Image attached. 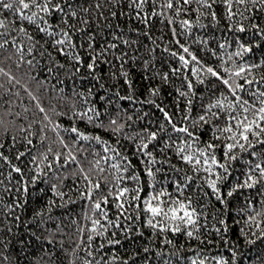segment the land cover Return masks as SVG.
Listing matches in <instances>:
<instances>
[{
	"label": "trees",
	"instance_id": "16d2710c",
	"mask_svg": "<svg viewBox=\"0 0 264 264\" xmlns=\"http://www.w3.org/2000/svg\"><path fill=\"white\" fill-rule=\"evenodd\" d=\"M167 2L147 0L137 9L139 0H53L63 12L23 11L24 16L37 12L35 22L0 6V264H264V181L237 187L246 179L248 162H258L250 153L264 154V144L246 153L237 148L232 155L238 158L226 161L223 145L231 142V133L217 131L229 123L240 131L230 115L253 119L251 111L239 108L237 96L261 107L264 3L232 0L229 18L223 0H215L212 9L196 0H178L169 9ZM184 20L190 27L183 26ZM62 32L71 40L58 45L66 39ZM241 68L245 71L236 76ZM237 84L243 89H235ZM217 101L224 107L208 112ZM159 108L192 135L174 132ZM206 112V122L200 121ZM73 127L89 139H77ZM151 132L157 139L145 150L152 154L148 157L139 146ZM210 142L217 145L214 154L227 164V173L215 166L211 175L203 166L195 171L178 154L182 144L192 145L183 153L189 155ZM152 159L156 162L149 164ZM97 160L103 172L94 167ZM148 167L154 178L147 175ZM216 173L226 177L217 184L221 200L207 183ZM85 174L101 185L91 199ZM117 176L123 177L119 187L130 189L123 215L108 195L118 190ZM153 187L170 194L165 201L191 198L197 226L178 233L147 226L144 200ZM137 188L140 199L132 201ZM102 196L109 201L101 203L106 218L94 207ZM94 220L100 221L96 231ZM189 230L192 237L186 235Z\"/></svg>",
	"mask_w": 264,
	"mask_h": 264
},
{
	"label": "snow or ice",
	"instance_id": "6c2138e0",
	"mask_svg": "<svg viewBox=\"0 0 264 264\" xmlns=\"http://www.w3.org/2000/svg\"><path fill=\"white\" fill-rule=\"evenodd\" d=\"M147 2V0H139V3H136V8L137 9H141L143 8L144 4ZM174 2H178V0H168L166 7L171 9L173 8ZM192 2V0H183L184 4H190ZM196 2L200 5H202V7L206 8V9H212L213 4L215 3V0H196ZM223 2L225 3V5L228 8V16L229 18L232 17L233 13L231 11L232 8V0H223ZM237 3H244V0H236ZM261 3H264V0H261ZM19 5L18 7L16 5ZM0 6H2L3 9L6 10H15V12L20 13L21 14V18L22 19H26L29 22H35L36 18H37V12H43L45 14L51 15L52 11H59V12H63L64 9L62 8L60 3H55L53 4V0H15V2H6V0H0ZM67 7H69V9L71 8L70 4L66 5ZM30 7H35L37 9V12H33L32 15L30 16H24L23 15V11L26 9H29ZM180 9H177V12H179ZM203 14V13H201ZM71 15L75 16L76 13L75 12H71ZM139 15V13H138ZM212 16L213 19H215L216 14L215 12H212ZM44 23H47V21L45 20ZM183 26L185 27H190V23L188 20H184L183 21ZM0 27H3V21H0ZM20 31H24L23 28L20 29ZM40 31H46L45 28H41ZM240 31H243V29L241 28ZM62 35L64 37H66V39H61V40H57L55 43L58 45H64L66 42H70L71 37H69L67 32H62ZM5 43H7V41H5ZM4 45H0V48H2ZM111 47H115V45H111ZM183 47V46H182ZM183 51L185 53H188L189 50L188 48L184 47ZM245 51H248V49H245ZM75 59L77 61L80 60V57L77 55L75 56ZM179 59L184 63L187 64L188 61L185 59V57L183 55H181L179 57ZM192 59L195 60L196 57L192 56ZM94 64L90 63L88 65L89 69L93 68ZM207 71L209 73H212L213 76H216L217 73L215 71H213L212 68H208ZM245 69L241 68L238 72L235 73L236 76H239L242 72H244ZM165 79H167V75H165ZM223 83L228 85L229 82L227 80H223ZM246 83L251 84L253 83V81H246ZM192 85L189 84V89H191ZM229 87L231 88V85H229ZM235 89H243V85L241 84H237L235 85ZM235 89H232L233 94L235 95ZM156 92L155 90L153 91V95H155ZM259 102L261 107H259L258 109L255 108L254 105L249 104L248 101L245 100H241V98L239 96L236 97L237 100V104L239 106L240 109H242V112L244 114L249 113L250 111L252 112L253 115V119L249 120L247 115H243V119H237L236 116L234 115H230L229 116V120L230 121H235L236 123V127L240 129V131H234L233 130V126L231 123L227 124L226 127L222 128V129H217V131H220L222 133H231L230 136H228V140H230L231 142L229 143H225L223 145L224 147V159L227 160H236L238 158L237 155H232L233 151L235 149H239L240 153H246L249 152L250 149H253L256 144H264V92L259 93ZM212 107H219V108H223V104L220 101H217L215 105H211L209 106L208 112H211V108ZM234 107V105L229 104L228 105V109L229 111H231V109ZM94 111V109L92 110ZM159 111L163 114L165 120H167V122L172 126V129L174 132H181V133H185L188 136H191L192 133L189 132L187 127H177L175 123L172 122L171 116L169 115V113L163 109V108H159ZM208 112L205 113V115H201L199 117L200 121H205L206 122V117L208 115ZM212 117L214 119H219L220 116L217 113H211ZM82 115H87L82 114ZM97 115H99V113H97ZM185 119H187V117H185ZM88 120L91 121L92 120V116H88ZM111 123L113 125L116 124V121L113 120L111 121ZM122 127V126H120ZM115 130H119L118 128ZM161 131H164L163 125L161 126ZM70 131L72 133H76L77 134V139H89L88 136H85L82 133H79L78 129L73 127L70 129ZM145 132H147V130H145ZM252 136L255 138V143H253L252 140L249 139V137ZM97 140H99V137H96ZM157 139V133L156 132H151L148 133L147 135V143H143L139 146V150L141 151V153L143 155H146L148 157H151L152 154L150 152L145 151L146 149H148L149 147V143L151 141H154ZM217 139H219V137H217ZM243 141V142H242ZM30 142V141H29ZM61 143H63V141H61ZM166 147H168V144L166 143L165 145ZM192 145L191 144H182L179 148H178V154L181 155V158L187 162L193 165V169L195 171H199L200 167L203 166V170L207 173H209L210 175L213 174L214 172V166L215 168H219V169H223L224 173L228 172V166L226 163H221L220 161H218L217 156L214 154V150L217 147V145L215 143H207L205 148H197L195 150L194 153L189 154V155H183V153L186 151L187 149H191ZM109 149L106 147L105 148V152H108ZM251 156L254 157L258 162L255 164H252L251 161H249V170L246 173V179L244 181L243 184L237 185V187H247V188H252L254 187L256 184L261 183L262 181H264V154L261 153H257L255 151H252ZM23 155V154H21ZM117 156H119V153H116ZM75 156H71V160H75ZM124 160H127V157H123ZM156 161L154 159L150 160L148 163L149 164H154ZM65 163H68V161H65ZM100 165V161L97 160L95 162L94 167L99 168ZM130 166V163H129ZM112 168L116 169L118 172L121 170L120 169V165L119 164H112L111 165ZM14 171L16 172H20L19 168H14ZM81 171H83V169H81ZM100 172H103L104 169L103 168H99ZM123 171H127V168H124ZM156 171H159V169H157ZM146 172L147 175L149 177L154 178L155 173L153 172L151 167L146 168ZM254 173H259V176L257 177L256 175H254ZM226 177H222L219 173H216V179H209L207 181L209 188L212 189L213 194H215L217 200H221V194H220V190L217 187L218 181L224 179ZM84 179L87 180L90 184V187L88 188L87 191V196L89 199L92 198V195L94 193V191L99 190L101 185L100 183H95L92 184L90 177L85 174ZM121 179H123L122 176H117L116 177V185H117V191L112 192L110 191L108 193L109 196H114L115 200L117 201L116 203V208L118 210L121 211V215H123L124 213V205L125 202H127L129 200L128 197V193L130 192V189L127 187H119ZM133 180L138 179L137 176H133L132 177ZM188 179L190 180L191 177H188ZM55 185H53V189L55 190ZM180 189V185L177 184V190ZM236 190V188H233L232 191L228 192V196H231L233 194V192ZM135 191V195L131 196L130 199L132 201H136L140 199V191L141 189L137 188L134 190ZM59 195H63V193H59ZM166 195H170L169 193L165 192V191H160L159 193L155 192V189L153 187V193L149 195L148 198H146L144 200V210L145 212L149 215V218L147 220V226L151 227L154 230H159L161 232H165V231H171L173 233H178L181 232L183 230L184 227H188L191 226L192 228H195L197 226V211L196 208L192 207V202H191V198H188L187 202L185 201H181L179 199H175V200H171V201H165L164 199H162L164 196ZM108 201V197L106 196H102L100 197V199H98L95 203V209L96 210H100L102 215L106 218L107 217V212L104 211L101 208V203L107 204ZM223 202V201H221ZM182 213V214H181ZM129 219H131V217H129ZM221 223H223V221H221ZM93 231H96V225H100V221L99 220H94L93 221ZM183 226V227H182ZM259 226V225H258ZM99 234H103V233H99ZM186 235L188 237H192L193 236V231L189 230L186 232ZM92 237H89V240H91ZM169 243H171V241H168ZM252 241H249V243H251ZM109 243H119V241H109ZM145 251H147V249H145ZM192 264H197V262L195 260L192 261ZM199 264H204V261H200ZM216 264H224V262L222 261H217Z\"/></svg>",
	"mask_w": 264,
	"mask_h": 264
}]
</instances>
